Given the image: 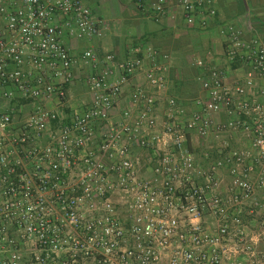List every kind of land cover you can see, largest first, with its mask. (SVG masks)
Masks as SVG:
<instances>
[{
  "label": "built area",
  "instance_id": "1",
  "mask_svg": "<svg viewBox=\"0 0 264 264\" xmlns=\"http://www.w3.org/2000/svg\"><path fill=\"white\" fill-rule=\"evenodd\" d=\"M173 7L197 31L217 18L215 0ZM108 29L83 0H0V264H264V34L222 25V59L195 58L201 93L184 105L172 56L101 55Z\"/></svg>",
  "mask_w": 264,
  "mask_h": 264
},
{
  "label": "crops",
  "instance_id": "2",
  "mask_svg": "<svg viewBox=\"0 0 264 264\" xmlns=\"http://www.w3.org/2000/svg\"><path fill=\"white\" fill-rule=\"evenodd\" d=\"M176 1L169 0L171 10L177 14L176 18L166 17L160 22L150 20L146 14L139 11L134 0H110L111 11H108V7L106 8L108 13L104 12L105 14H98L92 8L95 16L104 20L109 28L106 37L96 41L94 45L97 46L101 55L108 51L115 54L118 59L125 58L130 47L137 42L154 46L161 53L171 55L173 69L169 90L172 92L169 93L179 99L182 104L190 105L191 101L201 93L198 79L194 77L191 80L188 76L192 71L193 73L198 71L193 64L195 58L212 51L214 56H218L219 60L222 59L219 28L224 24L241 29L247 40L263 35L264 0H215L217 18L206 32L189 28L184 23L180 10L173 7ZM101 2L102 0H92L94 5H100ZM104 5L106 6L105 2ZM74 45L79 47V51L87 46V43L77 42ZM245 68L238 65L233 67V70L229 72V81H234L238 73ZM185 76L188 79L185 80ZM141 77L133 79L132 86L126 87L122 99L123 106L127 104L132 88L138 84H145ZM181 79L185 80V84L178 94L173 85L175 80ZM235 136L236 140L231 141V144L244 148L247 143L242 140V134Z\"/></svg>",
  "mask_w": 264,
  "mask_h": 264
},
{
  "label": "rangeland",
  "instance_id": "3",
  "mask_svg": "<svg viewBox=\"0 0 264 264\" xmlns=\"http://www.w3.org/2000/svg\"><path fill=\"white\" fill-rule=\"evenodd\" d=\"M84 1V0H83ZM110 0H102L101 4L100 5H94V4H91L89 5L86 1H84L87 5H89L91 8H94L96 13L100 14H105L104 12L108 13V11H111V4L109 3ZM104 2L106 3V6L104 5ZM103 5H104V8H103ZM108 11L106 8H108ZM100 10H103V11H100ZM73 100L72 102H74V104L78 105V104H81L82 102H85L87 101V96L85 94V91L84 89L82 88V86H77L74 90H73Z\"/></svg>",
  "mask_w": 264,
  "mask_h": 264
},
{
  "label": "trees",
  "instance_id": "4",
  "mask_svg": "<svg viewBox=\"0 0 264 264\" xmlns=\"http://www.w3.org/2000/svg\"><path fill=\"white\" fill-rule=\"evenodd\" d=\"M84 1H86L88 4H92V0H84ZM138 43H140V42H137L135 45H137ZM239 66V63L238 64H233L232 66L233 67H236V66ZM197 69V68H196ZM198 71L196 72V73H193V71L190 73V75H188V76H190L191 78V80H193V78L195 77L196 79H198L199 78V76L201 75V72L199 71V69H197ZM195 71V70H194ZM186 79H188L186 76H185V80ZM185 80H175L174 81V85H173V88H175L176 89V92L179 94V91L183 88V86H184V82H185ZM169 92H172V91H169ZM231 148V147H230ZM230 148H229V150H230ZM198 151H200L199 149H198ZM211 155H212V157L214 158V159H217L218 157H219V155H218V151L217 150H213L212 151V153H211Z\"/></svg>",
  "mask_w": 264,
  "mask_h": 264
}]
</instances>
